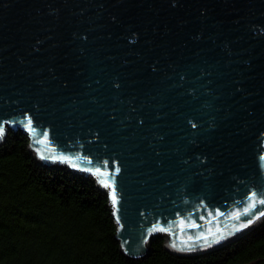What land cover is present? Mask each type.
Returning a JSON list of instances; mask_svg holds the SVG:
<instances>
[{"label": "water", "instance_id": "obj_1", "mask_svg": "<svg viewBox=\"0 0 264 264\" xmlns=\"http://www.w3.org/2000/svg\"><path fill=\"white\" fill-rule=\"evenodd\" d=\"M9 132L93 179L126 259L230 245L264 220V0H0Z\"/></svg>", "mask_w": 264, "mask_h": 264}, {"label": "trees", "instance_id": "obj_2", "mask_svg": "<svg viewBox=\"0 0 264 264\" xmlns=\"http://www.w3.org/2000/svg\"><path fill=\"white\" fill-rule=\"evenodd\" d=\"M22 133L0 145V264H264V220L237 241L179 257L164 238L142 260L126 259L104 192L69 168L41 166Z\"/></svg>", "mask_w": 264, "mask_h": 264}, {"label": "snow or ice", "instance_id": "obj_3", "mask_svg": "<svg viewBox=\"0 0 264 264\" xmlns=\"http://www.w3.org/2000/svg\"><path fill=\"white\" fill-rule=\"evenodd\" d=\"M31 124V121H29V125ZM116 171H118V169H116ZM105 186H110V185H108L107 183H106V185ZM113 202L115 203V196H113ZM262 202H264V201H262ZM234 218H238V217H234ZM244 225H242V227H243ZM162 230V229H161ZM202 239H204V240H206L207 241V237H201Z\"/></svg>", "mask_w": 264, "mask_h": 264}]
</instances>
